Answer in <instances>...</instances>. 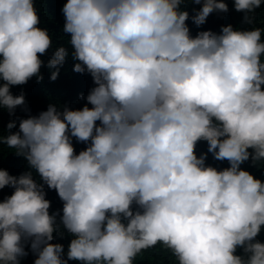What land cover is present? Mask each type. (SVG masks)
I'll list each match as a JSON object with an SVG mask.
<instances>
[{"label":"clouds","instance_id":"clouds-1","mask_svg":"<svg viewBox=\"0 0 264 264\" xmlns=\"http://www.w3.org/2000/svg\"><path fill=\"white\" fill-rule=\"evenodd\" d=\"M233 7L241 24L193 35L187 21L199 28L229 11L226 0H66L68 40L45 62L54 30L37 0H0V107L10 116L25 105L11 87L42 80V66L55 80L70 56L93 80L81 107L50 101L0 134L28 165L0 168V189H13L0 200V264H21L29 249L33 264H138L157 245L169 264H264V177L242 167H264V0ZM47 189L62 209L51 210ZM54 234L71 236L66 252Z\"/></svg>","mask_w":264,"mask_h":264},{"label":"trees","instance_id":"trees-1","mask_svg":"<svg viewBox=\"0 0 264 264\" xmlns=\"http://www.w3.org/2000/svg\"><path fill=\"white\" fill-rule=\"evenodd\" d=\"M226 2L229 4L228 12L214 11L208 16L206 23L200 25L199 28L189 19L187 23L190 25L192 34L195 35L200 28H211L219 31L220 25L229 22L234 26L241 24L243 13L237 11L233 7V0H226ZM37 3L41 17V25L47 26L50 30H54V46L42 55V59L46 62L52 55L55 45L61 42L66 43L68 40L67 34L61 33L65 19L62 6L66 3V0H37ZM193 6L199 7V5H192L189 3L188 8L190 13ZM261 23H264V7L256 9L255 13V24L260 25ZM242 26L252 27L253 25L243 23ZM69 48H71L70 45ZM41 72L43 73L42 80L38 81L36 77L33 76L25 84L13 85L11 87L14 94H19L23 89L25 93V105L17 106L15 114L12 116H10L6 109L0 107V134L5 133V125L10 119L39 113V111L47 108L50 101L59 102L61 104L67 103L71 107H81L86 102L85 99L80 98L79 94L83 92L86 96L90 87L93 86L92 77L88 73L74 71L73 61L70 56L66 58L65 64L61 67L60 73L55 80L50 79L51 70L48 67L42 66ZM0 83H2V81H0ZM25 107L30 109V112L25 111ZM18 123L19 121L17 120V127ZM74 145L77 151L86 146L84 142H76L75 139ZM196 151L198 154L201 151H207V142H198ZM207 162L218 167H224L228 164L226 160H215L211 153L208 154ZM27 167L28 165L24 157L16 155L14 150H9L7 146L0 145V168H7L11 174H19ZM242 167L248 168L256 176L264 177V167L258 168L251 164L250 161H245ZM45 187L47 188V185H45ZM12 191L13 189L8 186L0 189V200L3 199L5 194H11ZM47 198L51 200V210L62 209L63 201L60 199L55 189H47ZM54 236L55 239L53 242L63 243L66 252L71 236L65 235L61 237L55 234ZM258 238L264 240V226H262V231ZM34 258L35 254L29 249L28 255L22 258L21 264H33ZM137 259L139 260L138 264H169L171 257L170 253L165 248L157 245L154 248L144 250V252L138 255ZM69 264H82V262L78 260H69Z\"/></svg>","mask_w":264,"mask_h":264}]
</instances>
